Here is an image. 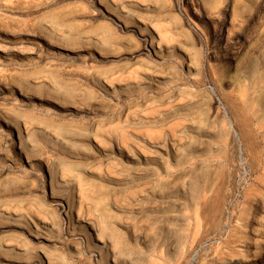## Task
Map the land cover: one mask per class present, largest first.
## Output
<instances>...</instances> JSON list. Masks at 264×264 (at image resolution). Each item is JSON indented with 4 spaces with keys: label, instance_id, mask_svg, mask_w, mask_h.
I'll return each mask as SVG.
<instances>
[{
    "label": "rangeland",
    "instance_id": "1",
    "mask_svg": "<svg viewBox=\"0 0 264 264\" xmlns=\"http://www.w3.org/2000/svg\"><path fill=\"white\" fill-rule=\"evenodd\" d=\"M0 264H264V0H0Z\"/></svg>",
    "mask_w": 264,
    "mask_h": 264
},
{
    "label": "bare ground",
    "instance_id": "2",
    "mask_svg": "<svg viewBox=\"0 0 264 264\" xmlns=\"http://www.w3.org/2000/svg\"><path fill=\"white\" fill-rule=\"evenodd\" d=\"M151 40L153 41V38H152V36H151ZM17 127V130H18V134L20 135V133H21V130H20V127L19 126H16ZM23 145V147H24V144H23V142H22V140H20V145ZM24 149H26L25 147H24ZM27 155V159H29V156H28V154H26ZM52 177H55L54 176V174H52V176H51V178ZM56 180V179H55ZM71 207L69 206V213L71 212ZM83 232L86 234V236H87V242L88 243H90L91 241H92V238H91V235L87 232V230H86V228L85 227H83ZM96 232H97V236H98V241L100 242V243H103V249H104V253H105V255H107V249H106V247H105V244H104V241H103V233H104V229H102V230H96ZM110 236H111V238H112V235H111V233H110ZM118 243H120V242H118ZM103 251V250H102ZM46 256V255H45ZM108 256V255H107ZM47 258L49 259L50 257H48L47 256Z\"/></svg>",
    "mask_w": 264,
    "mask_h": 264
}]
</instances>
